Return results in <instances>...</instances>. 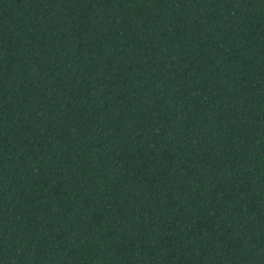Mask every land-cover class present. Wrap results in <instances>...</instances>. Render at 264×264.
I'll list each match as a JSON object with an SVG mask.
<instances>
[{
  "label": "trees",
  "instance_id": "1",
  "mask_svg": "<svg viewBox=\"0 0 264 264\" xmlns=\"http://www.w3.org/2000/svg\"><path fill=\"white\" fill-rule=\"evenodd\" d=\"M0 264H264V0H0Z\"/></svg>",
  "mask_w": 264,
  "mask_h": 264
}]
</instances>
